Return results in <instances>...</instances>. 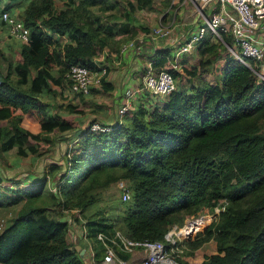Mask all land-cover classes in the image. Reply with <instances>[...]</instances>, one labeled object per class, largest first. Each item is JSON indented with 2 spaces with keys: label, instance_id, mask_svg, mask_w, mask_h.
<instances>
[{
  "label": "trees",
  "instance_id": "obj_1",
  "mask_svg": "<svg viewBox=\"0 0 264 264\" xmlns=\"http://www.w3.org/2000/svg\"><path fill=\"white\" fill-rule=\"evenodd\" d=\"M6 1L20 5L18 11L15 5L0 8L6 32L2 10L16 12L31 35L16 63L0 69V151L17 146L20 155L34 154L40 141L55 143L56 130H75L78 138L66 152L64 169L53 163L34 188L6 186L0 175L4 205L24 199L0 231V264H85L60 217L75 208L85 213L101 189L121 179L128 181L130 198L121 200L118 216H107L106 206L87 216L98 261L106 250L98 234L110 240L119 231L133 239L160 240L168 250L178 247L171 254L179 264H264V79L259 61L243 56L231 34H224L223 41L204 37L197 43L202 56L196 66L167 68L175 78L186 70L190 89L176 85L156 95L164 100L155 102L153 96L135 94L131 105L148 100L103 124L107 129H93L92 123L83 129L74 119L51 112L45 101L60 81L54 71L70 86L66 73L71 65L97 68L100 49L118 46L125 37L116 35L136 36L134 13L154 0H127L125 20L114 23H103L93 10L100 5L103 11L111 9L112 0H66L61 8L56 0ZM171 52L172 47L154 50L156 69L167 64ZM109 88L113 84L106 82L102 90ZM59 172L56 191L45 189ZM46 193L50 202L43 198ZM216 206L224 209L209 225L196 226L176 245L166 238L172 226L181 227L186 218Z\"/></svg>",
  "mask_w": 264,
  "mask_h": 264
},
{
  "label": "rangeland",
  "instance_id": "obj_2",
  "mask_svg": "<svg viewBox=\"0 0 264 264\" xmlns=\"http://www.w3.org/2000/svg\"><path fill=\"white\" fill-rule=\"evenodd\" d=\"M65 1L66 0H56V8L63 7ZM166 1L168 0H154V3L149 6L137 10L134 13L135 21L133 26V29L136 28L135 30L137 31L136 36L132 38H127L129 35L126 34L114 36L116 39H119L122 36L125 38L119 42L118 46L108 45V47L100 49L97 56V58H100L99 62L103 63L106 67H108V69L109 67L112 69L118 67L119 65L116 64L115 55L112 54V57L110 52H117L119 55L123 42L130 40L138 42L137 37L139 36L148 38L149 33L160 25H163L169 30L168 36L175 42V44L169 45V47L171 46L173 50L175 47H178L179 44L185 42L187 37L194 32H197L199 25L205 23L204 19L198 15V10L192 0H170L167 5L164 4ZM7 3L9 7H13V5H15L13 10L18 11L20 8L18 1H7ZM7 3L2 1L0 3V8H6ZM111 3L113 4L112 8L107 11H103L101 9V5L93 7V10L96 14L101 16V21L103 23H114L125 20V12L128 9L127 0H112ZM3 28L0 26V68L5 71L9 62L15 64L18 60L17 51L21 49L22 43L16 41L14 42L8 32H6ZM113 32L116 34L117 29H114ZM207 35L208 37L210 36L208 33ZM215 39L220 40L217 36ZM138 44L140 45V43ZM160 45L168 46L167 44H164V40L160 43ZM174 45L176 46L173 47ZM119 47L120 50H118ZM197 47L198 44L194 47L195 50L193 53L185 54L182 60L188 57L189 63L196 66L200 60L199 57L202 56V54L197 51ZM119 57L120 56H118V59ZM183 66L188 68L190 65L186 66L183 64ZM53 74L55 79L60 81L55 85L53 91L46 94L45 97V101L49 102L51 112L56 111L61 113L63 116L74 119L77 122V125L83 129H86L91 123L106 125L109 121L119 118V108L121 106V102L119 100L122 96L120 93L117 95V93L122 86L118 85V81L114 82V88H112V90L109 88L110 91L108 90V92L102 90V88H106L105 82L102 88L97 87L98 89L93 90L89 94H82L73 92L70 89L67 79L63 78L61 73L54 71ZM180 74L181 77L176 78L177 85H183L185 88L190 89L191 81L188 79L189 77L186 74V70ZM144 94H146V97L151 98V100L152 96L156 97L155 99L159 98L151 92H146ZM146 97L145 99L135 100L129 110H134L136 106L144 103L145 100H148ZM77 133L78 132L75 130H69L63 133L56 130L55 133H53L55 135V143L53 145H46L44 141H40L38 143L39 147L37 148V152L34 154L29 153L25 156L20 155L17 152V146L12 147L7 153L0 151V175H2L4 179L3 183L6 186L19 185L23 189H31L36 187V184L42 180L43 175L47 173L53 163L60 164L63 170L65 166L64 161L66 152L75 144V141L78 138ZM26 146L28 145L26 144ZM60 173L61 172L56 175L57 178H55V180L49 179L47 185H44V188L46 189L48 187L51 190L56 191L55 184ZM124 188H128V181L121 179L115 184L101 189L99 193V200L90 205L84 211L85 213H80L79 209L75 208L74 210H64V215L60 217V220L64 221L67 225L69 232L68 239L73 247H75L78 251H81L82 247L87 246L85 250L87 252L86 255L88 256L84 259L85 264H98L100 262L94 256L93 246L95 243L93 238L89 235V233L91 234L92 222L87 219V216L101 208H104L103 206H106V215L110 216L114 220L119 214V208H121ZM6 198V195L2 194L0 191V222H4V225L9 224L10 220L17 214L18 209L24 202V199H22L18 203L4 205L3 201H5ZM43 198H45L46 201L50 200L48 193L44 194ZM39 201H41V199H39ZM223 209L224 206H216L213 212L204 213L202 215L207 214L213 219ZM188 219L192 218H186L184 223ZM207 221H209V219ZM205 222L204 224L198 226H206ZM4 225L0 228V231L3 229ZM183 225H181V227H183ZM95 226L96 225H94L93 228H95ZM75 236L78 237V240H73ZM109 241L110 240H108V242ZM115 251L119 258L129 262L130 254H126L128 252L117 246H115Z\"/></svg>",
  "mask_w": 264,
  "mask_h": 264
},
{
  "label": "built area",
  "instance_id": "obj_3",
  "mask_svg": "<svg viewBox=\"0 0 264 264\" xmlns=\"http://www.w3.org/2000/svg\"><path fill=\"white\" fill-rule=\"evenodd\" d=\"M192 2L196 5L198 15L204 19L205 23L199 25L198 31L187 37L185 42L179 44L178 47L173 46L175 49L171 52V66L169 68L181 70L183 56L189 53L206 36L207 32H211L222 41L224 34H231L235 46L240 48L243 56H251L259 62L264 59V38L257 39L254 37L255 31H264V0H192ZM1 18L8 24V34L12 38L21 43L30 41L31 30L17 17L16 13L2 10ZM168 35L169 30L160 25L149 33V39L156 42L160 38H169ZM134 44V40L124 42L121 46V52H125ZM172 44H175L173 39L170 42V45ZM233 53L242 58L235 50ZM99 61L100 58H97V68H90L81 63L69 67L66 75L71 80L70 89L73 92L89 94L94 88L102 84L103 78L108 73V67ZM176 85V78L169 69L161 68L155 71L150 66L144 73L139 88L136 90L128 88L124 91L125 100L119 108V116L130 109L131 99L136 91L147 90L155 95L168 94L176 88ZM92 128L107 129L108 127L95 123ZM122 197L123 200L130 198L127 188L123 189ZM208 219L209 221H207ZM212 220L207 214L195 219H188L183 227L172 226L166 234V238L172 245H176L178 239L186 238L192 233L194 225H202L205 221L206 225H209ZM3 225L4 222H0V228ZM116 236L110 241L122 250L129 253L134 249L146 251L138 264H179L171 254L172 252L176 253L178 247H172L171 250H168L160 240L133 239L119 231H117ZM97 237L106 246L105 254L98 264H127L123 259L118 258L115 248L110 245L105 234L100 232Z\"/></svg>",
  "mask_w": 264,
  "mask_h": 264
},
{
  "label": "crops",
  "instance_id": "obj_4",
  "mask_svg": "<svg viewBox=\"0 0 264 264\" xmlns=\"http://www.w3.org/2000/svg\"><path fill=\"white\" fill-rule=\"evenodd\" d=\"M2 1H5L7 3L6 0H1V2ZM7 7H8V3H7ZM3 8H5V7H3ZM3 8H1V9H3ZM0 26H2V28H3V25L1 23H0ZM207 33L210 34L209 37L211 40H216L215 39L216 36L214 34H212L211 32H207ZM205 37H208V35L206 34ZM254 37L257 39L264 38V31H255ZM11 39L14 41V39L12 37H11ZM162 39L163 38H160L158 41L153 42V41L149 40V37L145 38L144 36H139V37H137L138 42H135V44L133 46H130L129 48H127V50L125 52L120 51L119 55L117 52H112V51L110 52L111 56H112V54L115 55L116 64L119 66L115 67L114 69L109 67L108 73L106 75V82L112 83L113 88L115 86L114 82H117V81H118V85L122 86V87H120L119 92L118 93L116 92L117 95L120 93L122 96L119 100L121 102V104L125 100L124 91L128 88L133 89V90H136L137 88H139V86L142 84V77H143L144 73L146 72V70L148 68H150V66H152L155 71L159 70V69H156V67L153 65V62L157 58L156 54H154V50L168 48L170 45V42L172 41V38H164L163 39L164 44L168 45V46H164V45H160V43L163 41ZM16 42H20V41H16ZM138 43H140V45ZM228 48L233 53L234 48L231 45H229ZM194 50H195V48H193L188 54L193 53ZM17 55H18V53H17ZM118 56H120L119 59H118ZM199 58H201V57H199ZM220 63L221 64L223 63V59L220 60ZM183 64H185L186 66L190 65V67L191 66L193 67V64L189 63L188 57H186L184 59ZM170 66H171V64H170V59H169L167 64L161 68H169ZM1 70L4 71L3 69H1ZM258 74H259V76H261L264 79V59L262 61L258 62ZM186 89L187 88H184V90H186ZM143 92L146 93L148 91L147 90L136 91L135 94H138L139 97H141V95L144 94ZM155 98L156 97H154V99H153L154 102L164 100L161 97H159L158 99H155ZM118 105H120V104H118ZM115 120L116 119H113L112 121H109L108 123H112ZM77 238L78 237L75 236L73 240H76ZM85 246H86V244H85ZM86 247H82L83 249L81 248V251H78L80 257L83 260L88 256V255H86L87 254V252L85 250ZM145 253H146V251L144 249H134L132 252H130L129 262H127L124 259L123 260L127 264H138V263H140V260L145 255ZM84 262H85V260H84Z\"/></svg>",
  "mask_w": 264,
  "mask_h": 264
},
{
  "label": "water",
  "instance_id": "obj_5",
  "mask_svg": "<svg viewBox=\"0 0 264 264\" xmlns=\"http://www.w3.org/2000/svg\"><path fill=\"white\" fill-rule=\"evenodd\" d=\"M195 226H196V225L193 226V229L195 228ZM193 229H192V230H193Z\"/></svg>",
  "mask_w": 264,
  "mask_h": 264
}]
</instances>
